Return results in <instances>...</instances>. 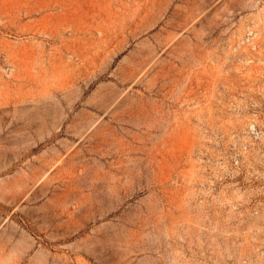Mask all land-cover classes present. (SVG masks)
I'll return each instance as SVG.
<instances>
[{
    "label": "rangeland",
    "instance_id": "rangeland-1",
    "mask_svg": "<svg viewBox=\"0 0 264 264\" xmlns=\"http://www.w3.org/2000/svg\"><path fill=\"white\" fill-rule=\"evenodd\" d=\"M0 264H264V0H0Z\"/></svg>",
    "mask_w": 264,
    "mask_h": 264
}]
</instances>
